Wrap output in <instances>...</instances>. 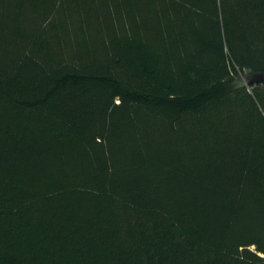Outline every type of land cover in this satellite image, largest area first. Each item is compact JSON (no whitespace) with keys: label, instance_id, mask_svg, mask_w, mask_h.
Here are the masks:
<instances>
[{"label":"trees","instance_id":"obj_1","mask_svg":"<svg viewBox=\"0 0 264 264\" xmlns=\"http://www.w3.org/2000/svg\"><path fill=\"white\" fill-rule=\"evenodd\" d=\"M258 74L264 0H0V264H264Z\"/></svg>","mask_w":264,"mask_h":264},{"label":"rangeland","instance_id":"obj_2","mask_svg":"<svg viewBox=\"0 0 264 264\" xmlns=\"http://www.w3.org/2000/svg\"><path fill=\"white\" fill-rule=\"evenodd\" d=\"M75 15L71 16L70 22L72 24H75V25L79 26L80 25V17L77 16V15L75 16ZM89 28H90L89 33L92 35L93 34L92 27L90 26Z\"/></svg>","mask_w":264,"mask_h":264},{"label":"water","instance_id":"obj_3","mask_svg":"<svg viewBox=\"0 0 264 264\" xmlns=\"http://www.w3.org/2000/svg\"><path fill=\"white\" fill-rule=\"evenodd\" d=\"M255 82H264V74H258L253 79L249 80V84H252Z\"/></svg>","mask_w":264,"mask_h":264}]
</instances>
